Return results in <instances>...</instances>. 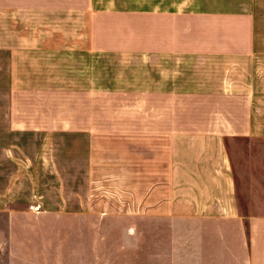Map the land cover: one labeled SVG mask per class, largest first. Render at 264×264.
I'll return each instance as SVG.
<instances>
[{
  "label": "crops",
  "instance_id": "obj_1",
  "mask_svg": "<svg viewBox=\"0 0 264 264\" xmlns=\"http://www.w3.org/2000/svg\"><path fill=\"white\" fill-rule=\"evenodd\" d=\"M262 26L264 0H0V215L57 170L60 207L139 220L75 242V264H264V81L195 69L257 65ZM41 252L0 264H49Z\"/></svg>",
  "mask_w": 264,
  "mask_h": 264
},
{
  "label": "rangeland",
  "instance_id": "obj_2",
  "mask_svg": "<svg viewBox=\"0 0 264 264\" xmlns=\"http://www.w3.org/2000/svg\"><path fill=\"white\" fill-rule=\"evenodd\" d=\"M18 14L17 18L19 23L25 22L26 15ZM41 17H60L68 21L71 18H77V15L69 13L57 16L37 13L33 15L35 22ZM261 29L260 32H264V26H262ZM22 31L25 32L24 26ZM37 32H40V29ZM25 44V42H19V47L21 48ZM25 53V51H19V60L23 63H25ZM101 58L102 57L99 56V77H102V73L105 71L104 65H101L100 62ZM39 59L42 61L41 58ZM59 60L58 58H54L51 61H49V59L46 60V63H49L50 68L54 70L56 74L59 70ZM261 61L263 62L264 59H258V64L255 65L251 59H204L199 60L195 64L199 65V67H195V69H197L202 76L206 77L210 74V77L215 81L225 78L246 81L252 78L253 80L257 79V81L261 82L264 81V64H262ZM69 65L70 63L67 61V70L69 69ZM27 141L28 139L23 141L22 144L28 145ZM40 144V141H32L30 146L33 147ZM27 173H29V171H19V178H21L19 180L25 179ZM31 173H33V171H31ZM33 174L35 177L36 175L38 177V179L35 180V185H25L24 181L19 183V202L6 208L7 210H11L13 215H0V228L14 227L18 233L15 235L17 236L18 242L13 243L11 246H6L5 244L1 246V243H5V235L3 231L0 232V260H4L9 254H12V258L19 260L18 262H23L20 260L25 259L24 257L27 255L30 256L29 258L36 259V256L37 258H41L42 249L48 256L49 264H75V242H89L92 238V241L95 243H104V239L107 237L104 234L106 228L128 227L139 224V220L133 218L122 219L103 216L75 215L73 213L72 202L66 201L62 207L59 206L62 203L57 202L58 191L67 193H65L68 195H65L66 200H68L72 192V187L66 188V186L63 185L64 181L60 187L56 184V181H53L55 178L56 180L59 178L61 179V177H59V171H34ZM42 177L45 178V180L39 181ZM47 181L48 183H45ZM41 182H44V184H41ZM49 183H51V185H49ZM50 210H61V212L51 213ZM25 232H28L30 235H26ZM30 232L33 235H31ZM98 232L99 234H97ZM29 238H34V241H39L44 244H27V242H29L27 239ZM46 242H49V246L45 245Z\"/></svg>",
  "mask_w": 264,
  "mask_h": 264
}]
</instances>
